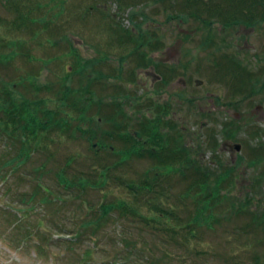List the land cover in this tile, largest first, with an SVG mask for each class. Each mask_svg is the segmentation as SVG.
<instances>
[{
	"label": "rangeland",
	"instance_id": "rangeland-1",
	"mask_svg": "<svg viewBox=\"0 0 264 264\" xmlns=\"http://www.w3.org/2000/svg\"><path fill=\"white\" fill-rule=\"evenodd\" d=\"M14 1L5 5L0 0V23L15 21L13 30L0 25V104L40 124L31 126L26 140L19 130L7 136L0 128V264H264V229L247 225L243 212L223 219L221 227L197 228L193 240L183 232L174 235L170 245L160 240L165 232H151V225L133 213L125 214L126 222L112 213L102 229L88 230L76 242L69 239L80 223L100 216L105 201L126 199L136 208L145 204H139V177L146 174L148 181L154 167L165 170L157 161L172 158L169 150L179 137L204 164L218 167L216 159L221 171L235 167L229 194L264 210V91L259 86V92L247 97L249 83L243 79L248 77L239 69L229 77L235 70L225 61L232 58L250 65L253 74H264V23L241 27L239 38L212 44L203 41L201 29L192 34L184 30L204 22L213 30L223 26L219 19H231L223 12V0L190 5L192 0ZM15 3L29 7L28 27L16 19ZM121 29L130 30L135 40L122 39ZM147 32L155 38L148 43L159 41L158 49L146 44ZM138 41L143 46L140 62ZM147 55L168 60L173 76L152 85L151 76L141 73L148 66L142 59ZM2 117L0 113V121ZM92 131L115 151H136L137 144L143 153L109 170L102 187L92 183L100 182L104 165L116 157L106 147L99 151ZM132 131L140 132L141 140ZM157 137L166 141L164 147L155 145ZM223 142L230 147H222ZM157 148L158 155L151 156L148 151ZM172 174L158 185L171 192L174 201L168 204L188 207L181 194L186 182ZM117 180L136 183L135 195ZM45 195L47 201L40 199ZM138 213L149 215L142 206ZM167 253L172 257L164 259ZM126 254L130 256L124 258Z\"/></svg>",
	"mask_w": 264,
	"mask_h": 264
},
{
	"label": "trees",
	"instance_id": "trees-1",
	"mask_svg": "<svg viewBox=\"0 0 264 264\" xmlns=\"http://www.w3.org/2000/svg\"><path fill=\"white\" fill-rule=\"evenodd\" d=\"M12 2H15L14 0H11ZM158 1V0H155ZM227 4L225 5L226 8H228L231 12H227V16L230 15H236L240 24L244 25H255L258 23L259 20L264 21V1L263 0H223ZM3 4L10 5V0H2ZM28 2V1H27ZM187 4L190 5V2H187ZM7 7V6H5ZM29 8V7H27ZM27 8H22L20 5L15 3L14 13L16 12L18 17L16 18L19 20L18 22L21 23L22 21L25 22V20H29V16L27 15ZM30 10L34 11V7L30 6ZM221 10V9H220ZM222 11V10H221ZM23 12V13H22ZM178 17V16H176ZM232 18V16H231ZM235 20V19H233ZM235 20V21H236ZM219 21L222 23V25H228L233 24L232 20H223L219 19ZM17 23V24H19ZM26 23V22H25ZM210 22H204L203 25H208ZM1 26H5L8 29L13 30L15 28V21L8 22L3 20L2 23H0ZM27 26V23H26ZM139 26V25H137ZM28 27V26H27ZM122 30V29H121ZM124 33V36H122V39L128 41L135 40L132 36V33L130 30H122ZM143 32L142 30H140ZM228 58V57H226ZM232 63H235L240 71L241 74L246 75L248 78L243 79L244 81L249 83L248 91L246 92L247 97H249L251 94L259 92L261 89L264 91V74H253L251 71L248 72L246 70V67L241 66V63L235 59L230 58ZM242 69V70H241ZM237 75L233 73L231 77H236ZM259 86H262L260 90L257 88ZM63 86V90H64ZM66 89V88H65ZM1 90V89H0ZM63 94V93H62ZM249 94V95H248ZM65 94H63L64 96ZM94 101L93 98L91 99V102ZM0 112L3 114V117L0 121V128L2 129V132L5 133L7 136L11 135V131L19 130L21 131V139L26 140V138L29 137V134H32L29 132L32 128L31 126L39 125L40 123H37L32 119L31 117L24 118L23 113H18L17 111H7V109L1 107L0 104ZM30 121L33 122L30 123ZM96 120H92V123ZM101 119L98 118V123H100ZM46 123L48 124L49 121L47 120ZM3 126V127H2ZM155 131L158 133L157 130H159V126L157 123L154 124ZM8 128H11L8 130ZM101 130V129H100ZM161 131L164 132V135H166V130L162 129ZM105 132V131H103ZM107 134V133H106ZM103 135V134H102ZM110 137L116 138V133L110 131L108 134ZM91 139L94 141H97L99 143H95L97 146L99 144V151L100 149H104L109 151L111 154L110 157H116L115 160L112 163H106L107 165H104L101 175H100V182L92 183L95 187H102L106 185L107 180V173L111 169H115L117 165L123 164L124 161L126 162L128 159L131 158L132 155H138L143 154L141 149L137 147L136 144V151L131 149H126L125 151L117 150L115 151L112 146H108L106 143V138H101V136H97V134H94L92 131L90 133ZM159 137V136H158ZM156 138L155 145H160L161 148L164 147L163 140H166V136H164L163 140L157 141L159 138ZM28 140V139H27ZM136 140V139H135ZM147 142H145L146 144ZM150 144V143H149ZM154 144V143H153ZM107 145V146H106ZM173 149L169 150L170 154H172V158L170 159H164L157 161V165L164 167L165 170H157L160 167H154L156 169L155 172H153L152 179L148 180L145 178L147 175L145 174L142 178L139 177V204L143 200L145 204L139 205V207H133L130 206L134 202H129V200H118L115 202H107L105 201L100 205V216H96L95 218H91L89 221H84L83 223H80L79 225V231L76 233V235L72 238L70 237L71 241H77L79 237H82L86 234L88 230L90 231H97V229H102L101 223L106 222L108 219V215H111L112 213H116L117 220H125V214L126 213H133L137 217H139L140 220L148 225H151L152 228H148L151 232L157 233V232H165L167 237L160 238L162 243L164 245H170L172 241L175 238L178 237V234L183 232V237H186L190 240H193V237L196 236L197 228H202L204 230H211L216 227H221L222 220L229 217H234L235 215H239L242 212L245 216L249 218V224L250 227L253 226V228H262L264 229V210L261 209V207L253 206L250 199H243V201L236 200L237 197L234 195L229 194L228 187L232 186L230 185L233 181L231 174L235 172L233 166L231 168L225 167L223 171L219 170L223 165L220 163V161L216 160V164L218 167L212 166L211 162H208L207 164H204L201 160V157L194 153V151L190 150V152L187 150V146L185 145L184 141L177 138L173 141ZM27 150H29L28 147H26ZM98 151V152H99ZM159 149L152 150L150 149L148 152L151 156L156 157L159 153ZM22 153H26V151L22 150ZM21 153V154H22ZM15 155L13 159H17L19 155ZM27 154V153H26ZM161 155V152L160 154ZM264 155V154H263ZM169 156V155H168ZM107 155V158H110ZM158 158V157H157ZM125 159V160H124ZM167 160V161H166ZM24 161V160H23ZM22 162V161H20ZM168 162V163H167ZM8 163H13V160H8ZM15 163V160H14ZM23 163V162H22ZM252 163V162H251ZM174 167V169H169L167 172L166 167ZM179 175V178L182 179L184 182H186L185 190L182 191L181 194H185L184 199H188L190 202V205L184 206V207H176L172 203L174 201L171 195V192L166 191V188H162L158 185V181L160 179H167L172 178L174 176L172 174ZM171 174V175H170ZM228 179V182L225 183ZM118 185L121 183L123 185V188H126L127 191L131 190V193L135 195V192L133 189H135L138 185L130 184V182H125L123 180H117ZM225 183V184H224ZM78 187L83 188L86 187L85 184H79L76 183ZM92 185V186H93ZM230 185V186H229ZM129 194V193H128ZM127 194V195H128ZM145 197H144V196ZM47 196H42L40 199H43L44 201H47ZM172 199V202L168 204V200ZM130 204V205H129ZM134 203L133 205H135ZM226 207H224V205ZM140 206L144 207L147 212L148 216L142 215L139 212ZM169 207V208H168ZM98 214V215H99ZM183 214V216H182ZM133 221H136L133 219ZM107 223V222H106ZM92 227V228H90ZM152 229V230H151ZM179 229V230H177ZM236 232V229L234 230ZM244 231V230H243ZM234 233V232H233ZM89 235L91 233H88ZM193 234V235H192ZM192 235V236H191ZM90 237H96V235H90ZM95 239V238H94ZM181 243V241H180ZM181 245H186L182 241ZM87 251L85 250L84 253L81 255L82 262L86 261L84 260ZM197 254L198 252L194 250ZM89 252V251H88ZM126 256H130V254H126ZM164 259H167L168 257H172L171 254L167 253L164 254ZM176 260V259H175ZM178 261V260H177ZM115 262V261H114ZM117 263V262H115ZM154 263V261H152ZM151 263V264H152ZM114 264V263H113Z\"/></svg>",
	"mask_w": 264,
	"mask_h": 264
},
{
	"label": "flooded vegetation",
	"instance_id": "flooded-vegetation-1",
	"mask_svg": "<svg viewBox=\"0 0 264 264\" xmlns=\"http://www.w3.org/2000/svg\"><path fill=\"white\" fill-rule=\"evenodd\" d=\"M194 1L197 2V0H192V2L190 4H192ZM205 1L208 2V0H205ZM223 12H231V11L227 8ZM233 19H235V18L232 16V18L230 20H232L233 24H228V25H223V26L217 27L216 30H213V27H211L209 29L210 26H206L205 27L204 25H201V26H196L195 25L194 28H192V26H191V29H189V30H184L185 26H181L180 30L181 31L184 30L185 33H191L192 34V33H195L196 31H198V29H201L200 31H201V33L203 35V41L205 43L211 42L212 44H215L216 40H219V41L224 43L225 42V38H228V39H231V40H234L235 38H239V36H237V33H239L238 30L241 27L242 28H245V27L246 28H255L258 23H260V24L264 23V21L259 20L258 23H256L253 26L252 25L246 26V25H244V23L240 24V22L238 20L235 21ZM136 28H137V29H135L136 30V34H137L136 39L139 40V26H137ZM141 28L142 27H140V29ZM142 29H146V28H142ZM153 37L154 36L152 34L150 35V33L147 32V36H146L147 42H146V44H148V45L149 44H155L154 48L156 50V49H158V45H159V41L158 40H156V42L148 43V42H150V41L155 39ZM187 37L189 39L192 38L191 35L187 36ZM142 43H144V42H142ZM144 45H145V43H144ZM145 47H146V45H145ZM141 48H143V46L141 44H139V41H138L137 48H136V51H135L136 55H138L136 57V59H137L136 62H140V60H139V54H140L139 50H141ZM203 50H206V49H203ZM157 52L158 51H156V52L154 51V53H156V54H157ZM142 59H144V63H145V60L148 61L149 63L146 62L148 64V66H146V67H144L143 66L144 63H142V65L140 67H144V68H141L142 69L141 73L144 72L147 76H151L152 82H153L152 85H154L155 83H159V82L163 81L165 79V77L173 76L172 74H173L174 70L170 66V63L168 62V60L163 59V58L162 59H156L153 56H152V59H151V57L149 55H147L146 57L144 56V58H142ZM151 60H153V62ZM225 61L228 64V69H229V66H231V68L233 70L234 69L233 65H235V63L230 62V61H232L230 58L225 60ZM136 65H137V69H139V63H136ZM232 74L233 73H231V75ZM222 147L228 149L230 146H229V143L223 142L222 143Z\"/></svg>",
	"mask_w": 264,
	"mask_h": 264
},
{
	"label": "water",
	"instance_id": "water-1",
	"mask_svg": "<svg viewBox=\"0 0 264 264\" xmlns=\"http://www.w3.org/2000/svg\"><path fill=\"white\" fill-rule=\"evenodd\" d=\"M135 134H136V136H137L138 138H140V134H139L138 132H135ZM233 147H234V150L239 151V147H240V145H239V144H235Z\"/></svg>",
	"mask_w": 264,
	"mask_h": 264
}]
</instances>
